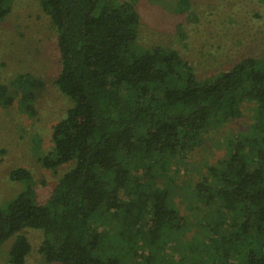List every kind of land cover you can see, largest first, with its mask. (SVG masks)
<instances>
[{
  "label": "trees",
  "instance_id": "16d2710c",
  "mask_svg": "<svg viewBox=\"0 0 264 264\" xmlns=\"http://www.w3.org/2000/svg\"><path fill=\"white\" fill-rule=\"evenodd\" d=\"M10 1L0 0V19ZM174 1L195 18L188 0ZM39 2L56 33L54 82L71 103L39 161L69 167L44 203L28 170L10 171L24 187L0 205L8 263H25L31 244L22 231L35 229L48 263L202 264L189 255L207 257L211 245L231 264H264V54L198 79L176 50L137 45L136 0ZM43 85L31 74L0 80V106L17 98L34 116ZM238 120L245 126H230ZM222 127L227 156L179 189L170 171ZM194 224L205 240L185 236Z\"/></svg>",
  "mask_w": 264,
  "mask_h": 264
},
{
  "label": "rangeland",
  "instance_id": "374dc122",
  "mask_svg": "<svg viewBox=\"0 0 264 264\" xmlns=\"http://www.w3.org/2000/svg\"><path fill=\"white\" fill-rule=\"evenodd\" d=\"M188 6L195 16L192 20L178 10L174 0H136L137 45L142 48L160 45L176 50L191 65L198 79L215 71L228 70L247 56L264 54L262 0H188ZM9 7L8 13L0 19V80L9 85L16 75L31 74L44 85L33 102L34 116L20 110L17 98L8 108L0 106V205L24 187L9 178L10 171L17 167L30 172L36 201L44 203L69 166L47 169L41 165L39 157L52 151L51 126L63 117L71 103L54 82L60 69L56 33L39 0H11ZM230 126L242 128L245 125L238 120ZM220 130L209 133V137H213L211 141L190 151L186 159L180 160L174 166L176 169L170 171L179 189L186 188L185 183H194L207 166L227 156L224 147L227 129ZM189 204L186 201L187 207ZM184 206H180L182 211L190 215ZM197 229L198 225L194 224L185 234L196 243L205 237L201 232L194 235ZM22 233L31 244L24 264H58L46 262L38 252L42 241L39 230L24 229ZM11 241L0 245V264H9L7 251ZM177 242L185 245L184 240ZM203 251L207 257L203 252L192 251L189 258L194 257L202 264H231L230 258L215 253L211 245ZM169 257L173 261L179 258L177 254H169Z\"/></svg>",
  "mask_w": 264,
  "mask_h": 264
}]
</instances>
